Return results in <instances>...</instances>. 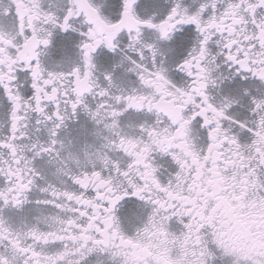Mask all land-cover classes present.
<instances>
[{
  "label": "snow or ice",
  "instance_id": "obj_1",
  "mask_svg": "<svg viewBox=\"0 0 264 264\" xmlns=\"http://www.w3.org/2000/svg\"><path fill=\"white\" fill-rule=\"evenodd\" d=\"M0 264H264V0H0Z\"/></svg>",
  "mask_w": 264,
  "mask_h": 264
}]
</instances>
